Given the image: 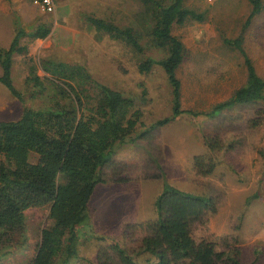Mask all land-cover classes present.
<instances>
[{
    "label": "rangeland",
    "instance_id": "374dc122",
    "mask_svg": "<svg viewBox=\"0 0 264 264\" xmlns=\"http://www.w3.org/2000/svg\"><path fill=\"white\" fill-rule=\"evenodd\" d=\"M26 1L34 8L33 0ZM23 2L0 0V41L15 35L16 23L27 33L40 24L51 32L44 39L25 36L21 40L28 52L14 53L12 78L25 99L19 100L0 82V119L19 118L25 106L46 105L47 96L32 95L26 82L30 65L39 67L44 58L82 63L96 80L132 96L140 112L135 135L171 115L172 89L162 66L155 65L149 72H141L138 67L148 56L164 57L162 49L137 52L88 21L89 17L104 18L141 30L146 17L140 0H66L71 7L62 9L63 16L57 9L50 14L37 7L27 8L23 14ZM186 5L203 13L205 19H191L173 27V34L185 47L184 60L177 70L182 105L185 110L209 111L229 99L247 80L242 55L224 39L239 35L252 6L249 0H186ZM56 22L59 25L54 27ZM6 40L0 42V48L9 45ZM244 46L264 78V9L252 19ZM38 73L43 75L40 68ZM257 117L260 125L252 126L251 120ZM205 137L219 144L220 150H211ZM196 155L213 158L217 167L212 175L197 173L193 165ZM113 161L104 169L107 182L98 184L91 197L88 218L79 228L80 257L71 264H98L100 251L110 253L111 264H121L112 249L116 243L132 253L139 252L138 242L144 232L138 226L157 217L155 201L165 181L213 198L216 211L208 215L206 225H196V238L215 241L219 250L239 246L248 263L264 258V100L237 105L215 117L184 113L119 146ZM49 212L48 206L27 211V241L5 256L2 264H32L42 230L51 223ZM130 226L136 228L131 230Z\"/></svg>",
    "mask_w": 264,
    "mask_h": 264
},
{
    "label": "trees",
    "instance_id": "16d2710c",
    "mask_svg": "<svg viewBox=\"0 0 264 264\" xmlns=\"http://www.w3.org/2000/svg\"><path fill=\"white\" fill-rule=\"evenodd\" d=\"M140 1L146 17L141 30L104 18L89 17L88 21L137 52L162 49L164 57L148 56L138 67L141 72H149L155 65L162 66L172 89L171 115L135 135L140 112L132 96L96 80L82 63L44 58L39 67L31 64L26 82L32 95L36 92L47 96L46 105L25 106L19 118L0 119V264L26 243L27 211L44 206L50 208L51 223L42 230L32 264H71L80 257L79 228L88 218L91 197L98 184L107 182L104 169L114 164L119 146L184 113L215 117L237 105L264 100V78L244 46L252 19L264 9L263 0H249L252 9L241 32L235 38L224 39L227 46L242 55L247 80L229 99L209 111L183 108L177 70L184 60L185 47L173 34L175 24L191 19L203 21L205 15L190 9L186 0ZM50 32L49 27L39 25L30 37L44 39ZM25 35V30L19 29L11 46L0 49V82L21 101L24 93L13 83L12 67L15 52H28L27 46L20 45ZM39 68L43 75L38 73ZM251 122L252 126L261 123L258 117ZM205 144L213 151L220 150V145L209 137H205ZM193 165L201 175H212L217 167L209 155H196ZM155 208V219L136 225L144 232L139 238V252L132 253L119 243L112 247L121 264H255V260L245 261L239 246L219 250L215 241L195 237L196 225H206L208 215L216 211L211 196L185 191L165 181ZM136 226H130L131 230ZM100 252L98 264H111L110 253ZM143 255L146 258L140 259Z\"/></svg>",
    "mask_w": 264,
    "mask_h": 264
},
{
    "label": "crops",
    "instance_id": "0c3cea01",
    "mask_svg": "<svg viewBox=\"0 0 264 264\" xmlns=\"http://www.w3.org/2000/svg\"><path fill=\"white\" fill-rule=\"evenodd\" d=\"M65 1V2H64ZM63 2H62V0H57V2H56V9L58 10V12L60 13V15L61 16H63V12H61L62 11V9L63 8H67V7H71L70 5H67V2H66V0H64ZM29 2L28 1H26L25 2V0H24V2H23V4H22V13L24 14L25 13V11L27 10V8L28 9H31V10H34L36 7H37V9L39 10L40 8L37 6V5H35L34 3H32L33 5H34V8H30L27 4H28ZM74 7H76V6H74ZM16 9V8H15ZM67 12V11H66ZM45 13V12H44ZM40 25H43V24H40ZM57 25H59V23L58 22H56L55 23V25H54V27L55 26H57ZM16 26H17V29H16V33H15V35L14 36H5L4 38H2L1 39V41L0 42H2V40L3 39H5L6 37H7V40L6 41H8V43H9V45H7V47H4V48H0V49H8L10 46H11V44L13 43V41H14V38H15V36H16V34H17V31L19 30V29H23V30H25L23 27H20L19 25H18V23H16ZM39 26V25H38ZM37 26V27H38ZM36 27V28H37ZM35 28V29H36ZM34 29V30H35ZM25 32H26V30H25ZM31 32H33V31H31ZM31 32H29V33H27L26 32V35L25 36H31L30 34H31ZM24 36V37H25ZM24 37H22V39L24 38ZM31 38V37H30ZM233 38H235V37H233ZM21 39V40H22ZM21 40H20V45L21 46H27V45H22L21 44ZM258 72V71H257ZM259 74V73H258ZM255 239H259L258 237L257 238H255ZM256 262H255V264H264V258L262 259L261 258V256H260V258L259 259H257V260H255Z\"/></svg>",
    "mask_w": 264,
    "mask_h": 264
},
{
    "label": "built area",
    "instance_id": "2783aa9c",
    "mask_svg": "<svg viewBox=\"0 0 264 264\" xmlns=\"http://www.w3.org/2000/svg\"><path fill=\"white\" fill-rule=\"evenodd\" d=\"M33 2L45 13L52 14L56 11L57 0H33Z\"/></svg>",
    "mask_w": 264,
    "mask_h": 264
}]
</instances>
